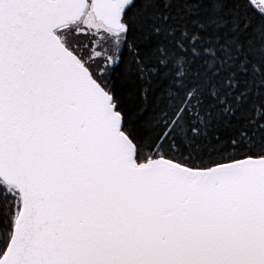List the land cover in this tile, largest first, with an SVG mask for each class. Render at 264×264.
<instances>
[{
    "label": "snow or ice",
    "instance_id": "1",
    "mask_svg": "<svg viewBox=\"0 0 264 264\" xmlns=\"http://www.w3.org/2000/svg\"><path fill=\"white\" fill-rule=\"evenodd\" d=\"M0 264H264V0H0Z\"/></svg>",
    "mask_w": 264,
    "mask_h": 264
},
{
    "label": "trees",
    "instance_id": "2",
    "mask_svg": "<svg viewBox=\"0 0 264 264\" xmlns=\"http://www.w3.org/2000/svg\"><path fill=\"white\" fill-rule=\"evenodd\" d=\"M82 39L84 40V42H85V40H87V38H86V37H82Z\"/></svg>",
    "mask_w": 264,
    "mask_h": 264
},
{
    "label": "rangeland",
    "instance_id": "3",
    "mask_svg": "<svg viewBox=\"0 0 264 264\" xmlns=\"http://www.w3.org/2000/svg\"><path fill=\"white\" fill-rule=\"evenodd\" d=\"M85 43H87V40H85Z\"/></svg>",
    "mask_w": 264,
    "mask_h": 264
}]
</instances>
